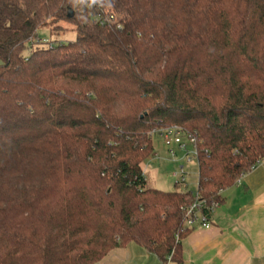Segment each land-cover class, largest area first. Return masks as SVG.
Instances as JSON below:
<instances>
[{"label": "trees", "instance_id": "trees-1", "mask_svg": "<svg viewBox=\"0 0 264 264\" xmlns=\"http://www.w3.org/2000/svg\"><path fill=\"white\" fill-rule=\"evenodd\" d=\"M58 21L76 41L25 56ZM0 61V264H182L195 195L148 187L154 130L196 138L208 205L264 160V0H0Z\"/></svg>", "mask_w": 264, "mask_h": 264}, {"label": "crops", "instance_id": "crops-1", "mask_svg": "<svg viewBox=\"0 0 264 264\" xmlns=\"http://www.w3.org/2000/svg\"><path fill=\"white\" fill-rule=\"evenodd\" d=\"M210 221V228L193 229L182 241V264H264V160L221 191ZM98 264L165 263L130 243Z\"/></svg>", "mask_w": 264, "mask_h": 264}, {"label": "rangeland", "instance_id": "rangeland-1", "mask_svg": "<svg viewBox=\"0 0 264 264\" xmlns=\"http://www.w3.org/2000/svg\"><path fill=\"white\" fill-rule=\"evenodd\" d=\"M40 42L34 43L26 52L25 56L31 55L37 48H47L51 44H68L75 42L77 33L74 25L66 21L48 23L39 29ZM1 63V61H0ZM154 154L143 164L148 179V187L162 191L194 192L198 190V161L191 152L193 146L186 140V148L174 144L167 147L159 134L153 137ZM190 159V160H189ZM151 165V169H147ZM183 167L187 187L177 185L179 170ZM178 174V175H177Z\"/></svg>", "mask_w": 264, "mask_h": 264}, {"label": "built area", "instance_id": "built-area-1", "mask_svg": "<svg viewBox=\"0 0 264 264\" xmlns=\"http://www.w3.org/2000/svg\"><path fill=\"white\" fill-rule=\"evenodd\" d=\"M154 134H159L162 137L165 145L167 147H171L172 145L176 144L180 146L182 149L186 148V144L184 140L188 141L193 146V151L191 154L197 158L198 156V149H197V140L196 138L191 135L190 133L185 132L183 129L177 126H173L166 129H159L154 130ZM190 160V159H189ZM151 165H148L147 169H151ZM185 172L183 167L179 170L178 175V184H181L185 188L187 187L186 178L184 176ZM145 180L148 181L145 169L143 168V174ZM188 192V191H187ZM195 195V201L191 204L185 205L182 207V211L185 215V227L187 229H196V228H210L211 221L210 216L214 208L219 205V201L215 199L211 205H208L204 199L200 198L199 192L197 190L196 193L191 192Z\"/></svg>", "mask_w": 264, "mask_h": 264}, {"label": "water", "instance_id": "water-1", "mask_svg": "<svg viewBox=\"0 0 264 264\" xmlns=\"http://www.w3.org/2000/svg\"><path fill=\"white\" fill-rule=\"evenodd\" d=\"M74 13L70 10L69 11V17H73Z\"/></svg>", "mask_w": 264, "mask_h": 264}]
</instances>
